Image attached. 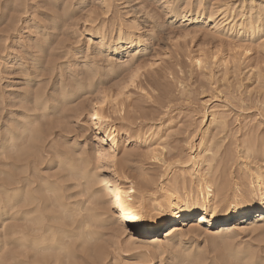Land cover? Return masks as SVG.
<instances>
[{
  "label": "rangeland",
  "instance_id": "1",
  "mask_svg": "<svg viewBox=\"0 0 264 264\" xmlns=\"http://www.w3.org/2000/svg\"><path fill=\"white\" fill-rule=\"evenodd\" d=\"M201 11L203 21L180 19ZM224 11L234 25L243 16L254 22L240 32L215 30ZM119 31L146 45L117 55L102 48V35L106 43ZM95 105L117 130V170L147 186V211L175 181L178 195L195 190L199 175L209 185L219 178L228 195L249 197L256 179L264 180V0H0V190L14 184L0 191V213L12 217L0 219V264H34L46 254L51 264H264V222L236 223L221 235L192 231L189 221L143 236L125 226L99 170L104 159L86 157L102 151L91 121ZM193 158L206 163L193 168ZM15 187L24 192L14 197ZM29 191L31 206L38 202L44 218L69 233L64 254L36 257L16 247L12 229L37 219V210L18 214L28 209L20 202H29ZM227 209L221 202L216 211Z\"/></svg>",
  "mask_w": 264,
  "mask_h": 264
},
{
  "label": "bare ground",
  "instance_id": "2",
  "mask_svg": "<svg viewBox=\"0 0 264 264\" xmlns=\"http://www.w3.org/2000/svg\"><path fill=\"white\" fill-rule=\"evenodd\" d=\"M196 15L197 16H195V17L192 16V17H187V18L185 16H182L180 19L183 22L188 21V22H186L187 23L186 25H188L189 23L192 24V23H197V22L203 21L202 11L197 13ZM217 15L218 16L220 15L221 17H220L219 21H213L212 22V26L215 30L221 29V30L231 32L232 30L234 31V29H236V31L240 32V30H245V28H247V27L251 28L252 23L254 22L251 18L245 19V17L243 16V22L237 26V25H234V23H233L234 19L231 18L232 16L231 17L226 16L227 13H225V11L224 12H218ZM176 17H177V15L174 14L173 18H176ZM260 17H261L260 15L256 14L255 18L258 21L260 19ZM254 30H255L254 28L251 29V31H254ZM104 41H105V37L102 35V37L100 38V45H102V48H104L106 51H112L115 55L122 54L121 52H124L127 50L137 51L140 47L146 45V40L144 38H141L140 36H137V35H133L130 32H121V31H119V35L117 38H115L113 40L110 39L109 42H106V43H104ZM145 51H146V49L143 48L142 52L144 53ZM135 54L137 55V52L132 55L131 60L135 59L134 58ZM91 121H92V124L96 130L94 139H95L97 145H99L101 147L102 151H101V153H98V154L96 151H94V152L90 151V153H88L86 155V157L90 158V157H93L96 155L98 158L104 159L106 166H99V170L101 173L106 174V176L109 180V184H108L109 188H108L107 194L109 197H111V205L116 210L118 217L122 221V223L127 227H132V226L136 227L137 230L141 233L140 235H142V236L143 235H149V234L153 235L155 233H158L161 227L167 226L168 224H171L173 230H176L179 228V226L182 223L188 222V221H189V223H192L191 224V230L192 231L193 230H199L202 227H206V230L213 232L214 234H217V235H221V233H223L225 231H229V232L232 231L233 228L235 227L236 223L238 224L239 227L241 226V227L245 228L250 224L254 227H259L264 222V180L262 182H260L257 179H256V182L253 183L254 186H250L249 190H252V189L253 190L249 192L250 196L249 197L247 196V198H245L243 196V193L239 192V191L233 192L231 195H228L227 194V191H228L227 187L225 185H223L224 184L223 182L220 183L218 181L219 178L218 179L216 178L217 179V180L215 179L216 182L214 184H212L215 186V189H214L215 192L213 191L214 194H212V195L209 194V190H210V188H212V187H210L212 185H209V182H211V181L208 182V180H205L204 179L205 177H203L202 175H199L196 177L197 186H196L195 190L194 189H189V190L187 189L184 192H182V194H180V195L177 194L178 182L175 181V182H173V187L171 189L172 193L164 195L163 196V199H164L163 202L155 205V207L152 208L151 211H147V209L143 205L144 197L141 194L142 188H145V189L147 188L146 184L142 183V182L139 184H135L134 182H132L131 180H129L127 178V176H130V177L134 176V178H135L136 175L134 173H132V171L128 170L127 172H120L117 170V167L115 166L114 157H115V153L117 150V140L115 138V135L117 134V130L108 123V120L103 115L99 105L94 106V109H93V112L91 115ZM8 138L11 140L12 137H8ZM6 144H7V142H6ZM6 144H5V146H6ZM2 145H3V143H2ZM12 145L10 147H13ZM97 145L94 144V146H97ZM193 159H194V160H192L193 161L192 162L193 168L195 166L197 168L198 167L201 168L206 163V161H204L202 159L201 160H196V158H193ZM124 160L125 161L123 163V167H124V171H125V168L127 170L126 166H129L128 165L129 160L126 158H124ZM259 172L256 173L257 178H259L263 175V174L261 175V173H259ZM10 177H11V179H13L12 176H10ZM6 181H9V179H7ZM220 181H222V180H220ZM11 182H13V180ZM13 183H15V182H13ZM1 184H2V187L4 188L5 192H10V191H8V189H10V187L14 185V184L11 185V183H9V182H3ZM18 184L20 185V182H18ZM22 187H23V185H22ZM22 187H17V188L15 187L12 189V191L14 192V194H13L14 197H17L19 195L18 194L19 192H20V194L22 193V191H23L22 189L25 188V187L24 188H22ZM0 191L2 192V190H0ZM3 192L1 195H3ZM31 193H32V191H29V194H31ZM25 194H27V193H25ZM33 194H31V196L29 197L30 199H28L27 196H25V198H27V200H29V202L27 201V203H29L30 208H29V205L27 203L24 204V201L23 202L21 201L20 203H22L23 206H22V204H20V206H22V208H23L26 205L28 209L26 208L27 210H22L18 214L23 215V216L24 215L27 216L29 214L31 215L32 212H33L32 214H34V212H36L35 210H37V215L35 214L37 216L36 217L37 219H35L34 215H32L33 218L28 217L27 220L25 217H23L25 219L24 220L22 218L21 219L23 221H27V223H30V225L29 224H21V225H18L15 229H12V231L10 233L15 235L13 237H11L12 234H10L11 236L8 233L7 234L11 238L14 239V240L13 239L12 240L15 242V244L17 243L16 247H18L20 250H22L23 254L26 253V250L32 251L33 254H36V257H38L39 251L49 252V253L52 251H63V254H64L65 253L64 251H67V247H68V246H66L65 239L69 240V238H68L69 233L66 232V230L64 231L63 228H61L62 224H60V226L56 225V224H58L57 222L59 220H57L56 224H53V223H50V222H52V219H54L53 217H51L52 219L49 218L50 220L48 219V216H47V218H44L46 215L43 216L41 214L42 212H41V209L39 208L38 202H37L38 206L36 205V207H34V208L31 206L32 204H35V201H36V199L33 197ZM5 196L6 195H4L3 199H5ZM22 196H24V194ZM7 199H8V197L6 198V200ZM39 199H40V197H39ZM8 200H7V202H8ZM40 200H42V198ZM221 202H227L228 203V209H227L226 214H221L220 212L216 211L217 206ZM13 203H14V201H13ZM43 204H46V203H43ZM42 205H40V206H42ZM6 207H8V205ZM45 207H47V205ZM11 208L12 207L10 206V209ZM14 209L16 210L15 206H14ZM14 209L13 208L11 209L12 212ZM15 210H14V212H15ZM42 210L49 211V210H46V208L42 209ZM5 211L6 210L4 209V213H0V219H2V223H4V224H5V221L7 219L12 218V217H10L11 215H8L7 211L6 212ZM17 212H18V209H17ZM49 212H51V211H49ZM43 213H45V212L43 211ZM49 215H50V213H49ZM249 215H250V218L248 219V221L239 222V221L243 220V218L248 217ZM44 219H46L45 221H47V222H45ZM228 219H235L232 222V226L228 227L226 229L220 228L219 226L227 223ZM61 220H62V218L60 219V221ZM18 221H19V219H18ZM6 223H8V222H6ZM4 224H2L3 227L5 226ZM0 227H1V225H0ZM64 229H66V228H64ZM3 230L6 231V228L4 227V229H2V231ZM6 235H4V236L7 237ZM77 235H79V234H77ZM93 235H95V234H93ZM70 236H72V235H70ZM66 242L68 244V241H66ZM2 244H4V243H2ZM68 249H69V247H68ZM41 254H43V253H41ZM51 255H48V254L42 255L39 258L34 259L33 262H34V264H51L50 260H51V257H53ZM243 255H246V254H243ZM68 257H67V259H68ZM24 261L26 262V260H24ZM55 261H57V260H55ZM251 261L248 263L252 264ZM25 262H22V263L24 264ZM243 262H244V260H243ZM22 263L19 262V264H22Z\"/></svg>",
  "mask_w": 264,
  "mask_h": 264
}]
</instances>
